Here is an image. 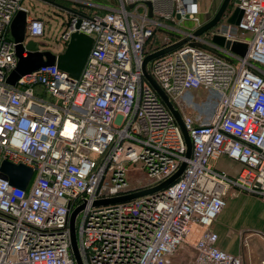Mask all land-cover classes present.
<instances>
[{"label":"built area","instance_id":"2783aa9c","mask_svg":"<svg viewBox=\"0 0 264 264\" xmlns=\"http://www.w3.org/2000/svg\"><path fill=\"white\" fill-rule=\"evenodd\" d=\"M199 1L74 2L55 40L64 48L72 32L91 38L78 76L48 64L9 84L17 61L11 19L25 12L21 43L32 40L39 50L45 24L23 0H0V163L31 170L24 189L0 174V264H76L68 228L76 207L81 264H173L183 246L190 264H242L240 254L217 245L210 226L235 192L264 204V0L225 8L213 33L244 43L245 53L208 44L230 60L192 44L200 40L192 35L201 25ZM234 7L242 12L230 24ZM185 21L192 27L180 28ZM185 38L144 69L180 114L188 157L174 117L141 73L146 55ZM197 88L205 94L194 118L184 107L187 92ZM221 155L241 165L236 174L213 166ZM181 162V173L160 190L96 203L151 188ZM129 171L141 175L132 182Z\"/></svg>","mask_w":264,"mask_h":264},{"label":"water","instance_id":"95a60500","mask_svg":"<svg viewBox=\"0 0 264 264\" xmlns=\"http://www.w3.org/2000/svg\"><path fill=\"white\" fill-rule=\"evenodd\" d=\"M45 1L59 9L64 11L71 12L69 8H66L58 3H55L53 0H42ZM230 0H221L217 10L213 14V16L197 27L193 32V36H198L201 33L205 32L212 26H214L221 18L227 4ZM235 3H239V0H233ZM241 9L238 7H234L233 11L226 18V21L230 24H236L241 16ZM24 21H25V12L23 10H19L15 13L13 18L9 23V33L15 42L14 53L17 58L15 67L9 72L6 77V82L9 84H14L15 81L22 75L28 74L31 71L35 70L39 66L55 64L60 70L65 72L70 78H76L80 72V69L84 63L86 54L90 48L91 38L85 34L72 32L69 36V39L64 46L63 50L54 54L49 50H39L37 49L35 42L32 40H28L22 45L23 40V32H24ZM188 38H185L175 44L169 45L165 48H162L154 53L146 55L142 61L141 65V73L149 83V85L153 88L159 98L166 105L172 116L174 117L178 127L180 128L181 134L185 143V157L189 156L190 153V140L187 135V132L184 128L183 122L181 120V116L178 111L173 107L171 102L168 100L167 96L163 93V91L159 88V86L155 83V81L146 73L144 69L145 63L153 57L161 55L165 52L171 51L178 47L179 45L186 42ZM220 45H224V47L229 48L232 52L237 53L239 55H243L245 53L246 46L244 43L237 41H224L223 39L219 42ZM26 50V54L23 56L22 51ZM184 167V162H181L178 169L167 179L163 180L159 184L137 192H133L127 195L113 197L106 200L98 201L96 203H107V202H116L121 200H127L136 196H140L143 194H147L156 190H160L164 188L166 185L171 183L174 179L178 177ZM0 174L2 177H7L9 184L24 189L28 179L31 175L30 168L22 165V164H13L8 161H2L0 163ZM80 207L74 208L68 217V228H69V240L70 247L73 258L76 264H81L80 258L76 249V241L74 234V218L76 213Z\"/></svg>","mask_w":264,"mask_h":264},{"label":"rangeland","instance_id":"374dc122","mask_svg":"<svg viewBox=\"0 0 264 264\" xmlns=\"http://www.w3.org/2000/svg\"><path fill=\"white\" fill-rule=\"evenodd\" d=\"M54 1H61L66 3L69 6L73 5V2L78 3L80 1H85V0H54ZM111 1V0H110ZM221 0H201L198 2V17H199V22L201 24H203L204 22H206L207 20H209L213 14L215 13V11L217 10L219 4H220ZM231 3V0L229 1ZM26 5L28 6L29 10L32 13H36V14H40L42 16V18L44 19V24H45V34L44 36L41 38L40 43L38 44V46H41L42 48H44L45 50H49V51H62V47H60V45L57 43V41L55 40L56 35L62 30V28L64 27L65 23H63L65 21V19L68 18V14H66L64 10H60V11H56V9H53L51 5H46L45 3H42L38 0H25ZM229 5H227L228 7ZM220 21H223V19H220ZM219 21V22H220ZM218 22V23H219ZM218 23H216L214 26H212L211 28H209L208 30H206L205 32L201 33L199 35L200 40L197 41H192V44L200 47L204 50H207L209 52H212L220 57H223L224 59L230 60L224 53H222L221 51L213 48L210 44H208V41L211 43H215V44H219L221 37L219 35H216L215 32L217 27H218ZM218 24V25H217ZM191 26V22L189 21H185L182 25V27L180 28H189ZM211 33H213V35L211 36ZM8 37V36H7ZM56 50V51H55ZM46 97V96H45ZM189 105L184 107L186 111H188L189 113H192L197 110V104L200 102H193L192 100L189 99ZM221 156H225V155H221ZM226 157V156H225ZM229 158H227L228 160ZM237 163V164H236ZM135 165H129V167H133ZM216 166L217 168H223L220 169L228 174H236L238 172V170L240 169L241 165L232 160L229 159L227 162H223L221 160H218L216 162ZM226 171H225V170ZM139 175H141V172L139 171H129L128 172V180H131L133 182L134 178H138ZM135 182V181H134ZM236 193L235 192L234 195H228L229 198H235L236 197ZM242 194V192H239ZM243 194H247V193H243ZM249 195V194H247ZM227 196V197H228ZM252 196V195H250ZM258 210L262 212L263 208L261 209L260 206L258 208ZM247 223H242V231L239 233V237L243 238L244 236H247V244L245 246H242V251L240 254L241 255V259H247V261L250 259L251 263L250 264H261L260 263V259H264V242L259 238L258 236V232H262V231H258L257 229L251 228V227H245L244 225H246ZM245 227V228H244ZM264 233V232H262ZM257 239V244H255L252 247V242L251 239ZM239 244H240V240H239ZM174 259L172 261L173 264H190V260H191V252L190 249L188 247H184L182 250H178L177 252L174 253ZM255 259H259V261L256 263ZM253 260H255V262H253Z\"/></svg>","mask_w":264,"mask_h":264},{"label":"crops","instance_id":"0c3cea01","mask_svg":"<svg viewBox=\"0 0 264 264\" xmlns=\"http://www.w3.org/2000/svg\"><path fill=\"white\" fill-rule=\"evenodd\" d=\"M38 1L45 3L46 5H51V4H49L45 1H42V0H38ZM85 1H88V2H91L95 5L103 6V7H113L116 4V0H111V1L110 0H85ZM24 2H25V0H23V2H22L23 6L27 9L29 15L32 16L34 13H32L29 10L28 6ZM54 2L57 3L56 1H54ZM229 4H230V2L227 5H229ZM51 6L55 7L53 5H51ZM72 6L66 7V8L71 9ZM197 7H198V5H197ZM66 12H68V11H66ZM191 27H192V24L189 28H191ZM60 52L61 51H56V52L53 51L52 53L58 54ZM193 114H194V112H193ZM195 116H196V114H194V117ZM218 160H221L223 162H227L229 159L227 160V157H225V156H219L212 163L215 168H217L216 162ZM217 169L220 170L223 168H217ZM229 175H231V174H229ZM239 192L236 193L237 195L235 198L231 199V198H229V196L225 197L224 207L218 213V215L216 216V218L214 219V221L212 222V224L210 226V229L212 231L216 232L218 235L217 245L221 249H223L226 252H229L231 254H242L241 253L242 248L239 244V240H240L239 233L242 231V223H247L246 225H244L245 227H251V228L257 229L258 231L264 232V204L256 196H250L247 194H243V192L241 194ZM259 206L261 209L263 208V210H262L263 213H261L258 210ZM257 241L258 240L255 238L251 239L252 247L255 244H257ZM255 260H256V263L259 261V259H255ZM255 260H253V262H255ZM261 261H262V259H260V263H261ZM250 263H251L250 259L248 261L246 258L242 259V264H250Z\"/></svg>","mask_w":264,"mask_h":264},{"label":"bare ground","instance_id":"6f19581e","mask_svg":"<svg viewBox=\"0 0 264 264\" xmlns=\"http://www.w3.org/2000/svg\"><path fill=\"white\" fill-rule=\"evenodd\" d=\"M203 94H205V90L204 89H201V88H197V89H191V90H189L187 92L186 96L195 103V102H197V101H199L201 99V97H202ZM184 111L189 116L194 117V114L189 113L188 111L185 110V108H184ZM263 262H264V259H263Z\"/></svg>","mask_w":264,"mask_h":264},{"label":"trees","instance_id":"16d2710c","mask_svg":"<svg viewBox=\"0 0 264 264\" xmlns=\"http://www.w3.org/2000/svg\"><path fill=\"white\" fill-rule=\"evenodd\" d=\"M58 4H60V5H63V6H65V7H70L69 5H67L66 3H64V2H61V1H56ZM231 2H232V0H231ZM74 3V2H73ZM53 9H56V11L58 10V11H60L61 9H59V8H56V7H52ZM57 11V12H58ZM66 14H68V18H69V13L68 12H65ZM32 17H34V18H39V19H42V21L44 22V19L42 18V16L40 15V14H33L32 15ZM67 18V19H68ZM67 19H65V21L63 22V23H66V21H67ZM38 44V43H37Z\"/></svg>","mask_w":264,"mask_h":264}]
</instances>
